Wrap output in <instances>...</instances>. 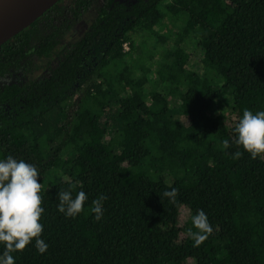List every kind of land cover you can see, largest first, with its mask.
Wrapping results in <instances>:
<instances>
[{
	"label": "trees",
	"instance_id": "16d2710c",
	"mask_svg": "<svg viewBox=\"0 0 264 264\" xmlns=\"http://www.w3.org/2000/svg\"><path fill=\"white\" fill-rule=\"evenodd\" d=\"M67 2L0 47V158L38 169L49 245L41 255L33 241L16 264H264V157L214 113L264 111V0ZM188 41L202 51L196 67ZM15 74L26 82L1 85ZM172 188L175 202L163 195ZM60 190L87 194L76 218L57 211ZM199 209L213 231L194 247Z\"/></svg>",
	"mask_w": 264,
	"mask_h": 264
},
{
	"label": "clouds",
	"instance_id": "9594fccd",
	"mask_svg": "<svg viewBox=\"0 0 264 264\" xmlns=\"http://www.w3.org/2000/svg\"><path fill=\"white\" fill-rule=\"evenodd\" d=\"M234 132V143L242 147L253 160L264 157V111L254 113L244 110ZM229 147L230 141L225 139L223 148ZM38 177L40 173L33 164L12 155L0 158V246L4 249L0 253V264H16L13 253L23 251L33 241L41 255L49 248L41 238L44 225L40 221L45 209L42 207V184L38 182ZM163 195L175 202L178 189L172 188ZM87 199L84 191L73 196L71 190H60L57 211L67 218H76L84 211ZM106 199L107 196L102 195L93 201L90 210L96 221L103 218L102 202ZM191 225L188 235L194 241L193 246L198 247L208 238L213 228L202 209L192 215Z\"/></svg>",
	"mask_w": 264,
	"mask_h": 264
},
{
	"label": "rangeland",
	"instance_id": "374dc122",
	"mask_svg": "<svg viewBox=\"0 0 264 264\" xmlns=\"http://www.w3.org/2000/svg\"><path fill=\"white\" fill-rule=\"evenodd\" d=\"M65 3H68L67 0H65ZM95 16H96V13L92 12L87 17H85L84 20L73 30L72 34L70 35V38L66 41V44H69L73 41H76L81 36H83L85 34V32L87 31L88 26L92 23L93 19H95ZM144 37H145L146 42L149 43V45L154 44V42L150 41V39L148 37H146V35ZM195 45H196V41L195 42L192 41L191 43L189 42L188 44L184 45L185 48L187 49V51L192 56L191 60H192V64L194 65V67H196L197 64L200 63L201 59L203 58L202 51L199 48L195 47ZM149 51H151V50L149 49ZM157 60H161L160 54L157 55ZM47 64H48L47 61H42L40 63V65L42 66V69L37 73V75L39 77L44 74V69L46 68ZM26 80H27V78L24 74H15V75L7 77L1 83V85L4 86L5 84H11V83H19V84L25 83ZM155 81H156V79H152L153 88L161 91L162 88L159 85L155 84ZM74 108H75V102H73L70 105L69 112L71 113V111H74ZM214 113H224V114L228 115L229 127H234L236 125V123L238 122L237 114L231 113L230 109H228V107H226L222 103H219V106L215 107ZM115 117H116L115 112H112V113L105 115V117L101 121V125L103 127L114 126ZM182 121H183V123H186L185 119H182ZM182 213H183V215H182V227H184L190 218V212L183 210Z\"/></svg>",
	"mask_w": 264,
	"mask_h": 264
},
{
	"label": "water",
	"instance_id": "95a60500",
	"mask_svg": "<svg viewBox=\"0 0 264 264\" xmlns=\"http://www.w3.org/2000/svg\"><path fill=\"white\" fill-rule=\"evenodd\" d=\"M60 0H51L41 8H33L13 0H0V47L33 26Z\"/></svg>",
	"mask_w": 264,
	"mask_h": 264
},
{
	"label": "bare ground",
	"instance_id": "6f19581e",
	"mask_svg": "<svg viewBox=\"0 0 264 264\" xmlns=\"http://www.w3.org/2000/svg\"><path fill=\"white\" fill-rule=\"evenodd\" d=\"M13 1L26 4L33 8H41L47 5L46 3H48L51 0H13Z\"/></svg>",
	"mask_w": 264,
	"mask_h": 264
},
{
	"label": "flooded vegetation",
	"instance_id": "af4514ba",
	"mask_svg": "<svg viewBox=\"0 0 264 264\" xmlns=\"http://www.w3.org/2000/svg\"><path fill=\"white\" fill-rule=\"evenodd\" d=\"M92 12L96 13V10L93 9V10L89 11V13H88L85 17H87V16H88L89 14H91Z\"/></svg>",
	"mask_w": 264,
	"mask_h": 264
},
{
	"label": "built area",
	"instance_id": "2783aa9c",
	"mask_svg": "<svg viewBox=\"0 0 264 264\" xmlns=\"http://www.w3.org/2000/svg\"><path fill=\"white\" fill-rule=\"evenodd\" d=\"M128 50V49H127Z\"/></svg>",
	"mask_w": 264,
	"mask_h": 264
}]
</instances>
